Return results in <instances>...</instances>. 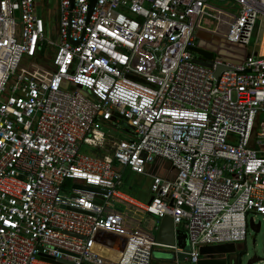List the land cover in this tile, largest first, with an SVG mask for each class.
Wrapping results in <instances>:
<instances>
[{"label": "built area", "instance_id": "2783aa9c", "mask_svg": "<svg viewBox=\"0 0 264 264\" xmlns=\"http://www.w3.org/2000/svg\"><path fill=\"white\" fill-rule=\"evenodd\" d=\"M41 7L0 0V264H153L156 246L196 264L245 241L248 215L264 219V0H58L52 44ZM196 32L243 58L195 61ZM166 215L187 249L139 225ZM100 231L125 238L117 261L94 251Z\"/></svg>", "mask_w": 264, "mask_h": 264}, {"label": "rangeland", "instance_id": "374dc122", "mask_svg": "<svg viewBox=\"0 0 264 264\" xmlns=\"http://www.w3.org/2000/svg\"><path fill=\"white\" fill-rule=\"evenodd\" d=\"M41 3V8H38L39 15L42 16L44 22H45V35L48 39V41L52 43L57 42V26H58V20H57V13H56V4L58 0H39ZM222 2H216L215 4H222ZM51 8V9H50ZM208 26L214 27L213 24H209ZM196 36L199 38V45L205 48L214 49L216 54H221V51L224 50V48L220 45L221 40L217 39L214 34L212 33H198L196 32ZM253 40L251 41V43ZM225 47V46H224ZM237 47V46H236ZM50 49L47 47V50ZM231 50V49H229ZM231 52V51H230ZM234 54H237V52H231ZM100 130L113 134L115 136L124 137L126 134L123 131L122 127L119 128H113L112 126H100ZM81 152L84 153H98L99 150L96 148H92L88 145H82L80 148ZM132 178L131 180L124 178L123 180V189L126 193L132 195L135 199H139L141 201H145L148 199L150 194L148 193V178L143 175L138 174H131ZM131 187V188H130ZM116 209L120 210L124 214L128 215L129 223H132L133 225H137V219L141 218V213L131 212L130 214L125 211V207L123 205H116ZM254 216L256 222H261V227L258 232H253L249 227L247 228L246 232V240L242 242L237 243L236 247V253L238 254V261L240 260L239 264H246L248 259H250L253 255H257L261 258H264V219H262L259 215L249 214L248 218ZM156 221H153V218L150 216H146L143 219V222L141 220V223L139 224L140 227H144L147 230H152L155 234L156 230L153 229L152 225H155ZM177 231H183V227L180 225L178 226ZM177 247L181 246L176 242ZM184 249H187L185 247ZM173 250L162 248L159 246H156L153 248L152 251V260L160 261L159 264H169V261H166L167 258V252H172ZM234 252V253H235ZM165 261V263H164ZM229 263L235 264V261L233 259H229Z\"/></svg>", "mask_w": 264, "mask_h": 264}, {"label": "water", "instance_id": "95a60500", "mask_svg": "<svg viewBox=\"0 0 264 264\" xmlns=\"http://www.w3.org/2000/svg\"><path fill=\"white\" fill-rule=\"evenodd\" d=\"M91 4L95 2V0H90ZM89 10V13L91 11ZM221 46L224 48L223 51H221V54L223 56V60L233 62V63H239L241 59L243 58V55L245 53L244 48H238L235 44L228 42L227 40L222 39L221 40ZM225 46V47H224ZM231 49V50H229ZM191 50L195 54V61L209 65V62L213 59L214 53L212 51H208L206 49H203L202 46H194L191 47ZM213 51L215 50L212 49ZM237 52V54L231 53V52ZM234 56L235 58H229ZM222 67H218L215 71L214 75L217 77ZM123 128L125 131H129L132 129L131 126H129L127 123L122 122ZM87 189H95L92 187H86ZM248 227L253 232H258L260 230V222L254 223L252 218L248 221ZM156 227L155 232V240L160 244H168V245H174L176 242L181 246V248L187 247V240H186V233L183 231H177L178 229L175 228L172 218L169 215H166L155 222V225L153 228ZM94 251L105 256L104 255V247L102 246V242L100 240H95V246ZM236 251V246L234 243H227V244H217V245H209V246H202L200 248V259L196 264H229L228 259L226 256L216 258L215 255H226L228 253H234ZM167 258L166 261H169V264H172V261L175 259V253L167 252ZM178 259L182 260L184 254L178 253L177 254ZM260 261H264V258H261L257 255H253L250 259H248L246 264H256ZM153 264H156L155 261H153Z\"/></svg>", "mask_w": 264, "mask_h": 264}, {"label": "bare ground", "instance_id": "6f19581e", "mask_svg": "<svg viewBox=\"0 0 264 264\" xmlns=\"http://www.w3.org/2000/svg\"><path fill=\"white\" fill-rule=\"evenodd\" d=\"M261 52L264 53V37ZM96 239L102 242L105 257L113 262L117 261L124 248L125 238L118 234L100 231L96 233L95 240Z\"/></svg>", "mask_w": 264, "mask_h": 264}, {"label": "crops", "instance_id": "0c3cea01", "mask_svg": "<svg viewBox=\"0 0 264 264\" xmlns=\"http://www.w3.org/2000/svg\"><path fill=\"white\" fill-rule=\"evenodd\" d=\"M131 174H134V173L127 171L125 173V175H124V178H127V179L131 180V178H132V175ZM147 178L149 179V177H147ZM149 185H150V179L148 180V188H147L148 193H149ZM149 197H148V199H149ZM148 199L145 200V201H141L139 199H136V200H139L140 202H146V201H148ZM153 221H155V220L153 219ZM235 246L237 247V244ZM223 256H226V258L228 259V261H229L230 258L233 259L235 261V264H239L240 263V260L238 261V254L236 252L235 253H228V255L227 254L226 255H215L216 258H220V257H223ZM175 258H178L177 254H175ZM153 261H155L156 264H159V262H160V261H157V260H153ZM164 263H165V261H164ZM229 264H231V263H229Z\"/></svg>", "mask_w": 264, "mask_h": 264}, {"label": "flooded vegetation", "instance_id": "af4514ba", "mask_svg": "<svg viewBox=\"0 0 264 264\" xmlns=\"http://www.w3.org/2000/svg\"><path fill=\"white\" fill-rule=\"evenodd\" d=\"M203 49H206V50H208V51H212L213 52V50L212 49H210V48H205V47H202ZM214 53V52H213Z\"/></svg>", "mask_w": 264, "mask_h": 264}, {"label": "trees", "instance_id": "16d2710c", "mask_svg": "<svg viewBox=\"0 0 264 264\" xmlns=\"http://www.w3.org/2000/svg\"><path fill=\"white\" fill-rule=\"evenodd\" d=\"M228 255V254H227Z\"/></svg>", "mask_w": 264, "mask_h": 264}]
</instances>
